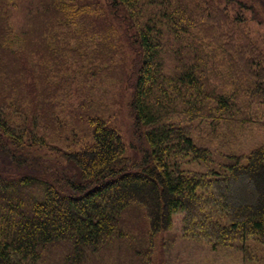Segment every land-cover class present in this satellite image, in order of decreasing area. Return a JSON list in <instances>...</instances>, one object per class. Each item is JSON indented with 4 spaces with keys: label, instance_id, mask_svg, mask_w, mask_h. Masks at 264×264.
<instances>
[{
    "label": "trees",
    "instance_id": "1",
    "mask_svg": "<svg viewBox=\"0 0 264 264\" xmlns=\"http://www.w3.org/2000/svg\"><path fill=\"white\" fill-rule=\"evenodd\" d=\"M248 13L264 0H0V264H168L178 212L264 261V147L216 161L186 124L264 113Z\"/></svg>",
    "mask_w": 264,
    "mask_h": 264
},
{
    "label": "rangeland",
    "instance_id": "2",
    "mask_svg": "<svg viewBox=\"0 0 264 264\" xmlns=\"http://www.w3.org/2000/svg\"><path fill=\"white\" fill-rule=\"evenodd\" d=\"M241 29L242 35L258 45L259 50L264 48V24L252 20L248 13L246 20L241 24ZM122 117L124 116L118 118V124L122 129L125 143H130L131 136L126 134L131 130L125 125L122 126ZM216 118L186 121L193 129V135L199 137L202 144L213 150L216 161H220L226 155L248 157L254 149L264 147V113L260 110L255 117L254 115L232 117L227 118L228 120ZM183 218V212L176 213L173 216L172 229L164 233L160 239L163 247L159 251L168 264H264L263 260L245 263L237 253H216L204 241L188 238L183 229Z\"/></svg>",
    "mask_w": 264,
    "mask_h": 264
}]
</instances>
